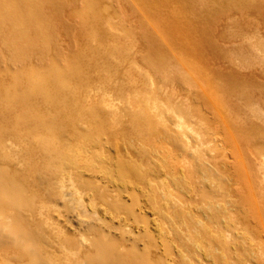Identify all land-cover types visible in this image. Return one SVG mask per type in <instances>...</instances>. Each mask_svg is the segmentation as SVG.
Wrapping results in <instances>:
<instances>
[{"label": "bare ground", "instance_id": "6f19581e", "mask_svg": "<svg viewBox=\"0 0 264 264\" xmlns=\"http://www.w3.org/2000/svg\"><path fill=\"white\" fill-rule=\"evenodd\" d=\"M80 1L0 0V264H264V0Z\"/></svg>", "mask_w": 264, "mask_h": 264}, {"label": "rangeland", "instance_id": "374dc122", "mask_svg": "<svg viewBox=\"0 0 264 264\" xmlns=\"http://www.w3.org/2000/svg\"><path fill=\"white\" fill-rule=\"evenodd\" d=\"M126 1H128L129 2V0H126ZM75 2H76V6L78 7V6H80L81 5V1L80 0H75ZM80 4V5H79ZM133 15H135V16H140L141 18H143V19H146V17H145V15H144V11H142V10H136V11H133ZM232 12H228V13H225V15L224 16H222L221 18H220V20L217 22V31H215L216 32V34H214V37L216 38H214L215 40H217V41H219V43H220V45L221 46H223V48H225V49H227V50H229V52L230 51H233V50H236V49H239L242 45H236V44H234V42L233 41H230L228 38H227V33H226V31H225V27L230 23V20H231V18H232ZM113 18H111V19H109L108 21H107V24L110 26V28L111 29H113V30H116L117 29V27H118V25H120V24H124L125 26H127V25H130L129 23H131V20H132V18L133 17H129L125 12H123V11H121V13H116V14H114V16H112ZM69 21H70V27H71V31H70V34L72 33V30H73V33L71 34V36L74 34V30L75 29H79L80 28V24H79V21L78 20H76L75 18H74V20L75 21H73V17L72 16H69ZM223 21V22H222ZM250 27V26H249ZM251 28V27H250ZM252 29V28H251ZM160 42V45H163L162 44V42L161 41H159ZM233 42V43H232ZM71 45H70V44ZM225 44V45H224ZM230 44H231V46H230ZM69 45V46H68ZM234 45V46H233ZM68 46V47H67ZM237 46H238V48H237ZM66 47L68 48V51L69 52H72L73 50H75V48H74V43H72V42H70L69 40H68V42H67V44H66ZM235 47V48H234ZM244 47V49L246 50V51H249L250 49H249V46H243ZM215 59V60H214ZM217 60V61H216ZM216 61V62H215ZM213 62H214V64H215V66L217 67L218 66V68L220 69L221 67V69L222 70H227V67L228 68H233L236 72V75L238 76V77H244L245 75H250L251 77H254V78H257L258 79V83H261L263 86H264V76L263 75H261V73H259V69L257 68V67H251V68H249L248 70H243V69H240V68H235V67H233V65L231 66L230 65V63H229V65H228V61L226 60V61H224L223 59H221V58H216V57H214L213 58ZM217 64V65H216ZM227 64V65H226ZM230 66V67H229ZM224 67V68H223ZM237 69V70H236ZM262 81V82H261ZM120 148H121V150H123L125 147L123 146V145H121L120 146ZM157 150H159V149H157ZM229 151H227L225 154H226V156H223V158L225 159V161H227V162H230L231 160H232V158L230 157V152L228 153ZM174 154L176 153L175 151L173 152ZM230 157V158H229ZM250 157V158H249ZM184 158V159H183ZM183 158L181 157L180 159H181V165L185 168V167H188V165H189V162L190 163H193V160L190 158V157H187V156H183ZM248 160H252V158L253 159H255V157H254V155H252V157L251 156H247L246 157ZM184 161H186V162H184ZM231 163V162H230ZM178 167L180 168L181 166L180 165H178ZM181 173H182V175L184 176V178H187L188 177V174H187V176L185 175V171H184V169L181 171ZM161 174V173H160ZM188 182H192L191 180H187ZM190 184V186H189V188H191L192 186H194V185H192L191 183H189ZM193 197V196H192ZM194 199V198H193ZM126 200V199H125ZM196 202H197V200L196 199H194ZM191 202H193V201H191ZM260 238H261V241H262V243H263V245H264V236H263V233H261L260 234Z\"/></svg>", "mask_w": 264, "mask_h": 264}]
</instances>
